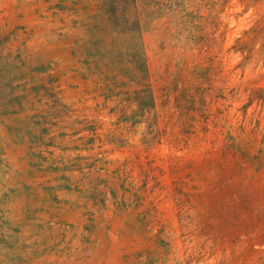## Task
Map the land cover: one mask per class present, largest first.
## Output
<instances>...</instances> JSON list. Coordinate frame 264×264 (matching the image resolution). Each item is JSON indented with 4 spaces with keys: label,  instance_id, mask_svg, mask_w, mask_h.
<instances>
[{
    "label": "rangeland",
    "instance_id": "rangeland-1",
    "mask_svg": "<svg viewBox=\"0 0 264 264\" xmlns=\"http://www.w3.org/2000/svg\"><path fill=\"white\" fill-rule=\"evenodd\" d=\"M0 264H264V0H0Z\"/></svg>",
    "mask_w": 264,
    "mask_h": 264
}]
</instances>
